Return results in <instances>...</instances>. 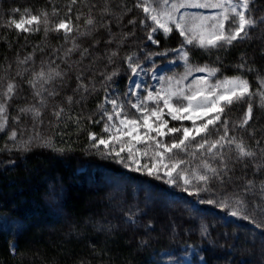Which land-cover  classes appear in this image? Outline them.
<instances>
[{
    "label": "trees",
    "instance_id": "1",
    "mask_svg": "<svg viewBox=\"0 0 264 264\" xmlns=\"http://www.w3.org/2000/svg\"><path fill=\"white\" fill-rule=\"evenodd\" d=\"M136 2L107 0L111 13L102 18L105 27L88 35L74 32L66 40L62 31L19 33L4 25L25 9L33 14L43 10L53 21L70 15L84 31L86 5H95L92 15L99 22L105 0H78L71 13L70 0H0V81L15 78L17 85L8 101L7 127L0 131V264H157L152 259L155 253L179 251L190 244L200 248L203 264H264V211L257 207H264L260 188L264 168L257 166L264 148V109L254 103L248 130L230 132L243 137L257 157L229 161L231 179L225 178V186L219 189L221 194L244 193L246 182L253 181L252 191L244 193L250 219L199 204L198 197L182 188L125 168L102 155L103 146L99 151L91 146L89 132L104 133L106 119H101L99 106L106 92L114 87L121 94L126 91L131 70L125 58L131 55L140 60L148 52L182 44L175 30L168 36L155 33L158 44L147 42L149 29L140 23L144 14L134 6ZM251 7L255 17L264 15V0H254ZM54 9L56 16H52ZM78 12L83 13L79 21L75 19ZM73 44L77 47L69 53ZM187 51L192 65L218 69L216 79L240 75L255 90L264 77V23L231 47L188 45ZM29 56L27 64L19 63ZM41 68H58L63 74L44 85L55 90L54 95L43 93L46 107L28 83ZM67 97H72L71 103ZM33 105L41 109L39 121L31 112H20ZM60 108L64 112L58 119L53 113ZM245 111L246 104L232 106L226 116L230 127ZM168 119L169 126L189 124ZM13 130L17 141L34 139L27 148L18 147L17 141L8 138ZM213 189L212 195L217 186ZM209 195L201 193L199 198ZM202 227L207 228L204 234Z\"/></svg>",
    "mask_w": 264,
    "mask_h": 264
},
{
    "label": "snow or ice",
    "instance_id": "2",
    "mask_svg": "<svg viewBox=\"0 0 264 264\" xmlns=\"http://www.w3.org/2000/svg\"><path fill=\"white\" fill-rule=\"evenodd\" d=\"M77 2L78 0H70L68 13L72 12V6ZM253 3L254 0H137L134 6L141 9L144 14L140 23L149 29L147 35L149 41L159 43L154 39V34L158 31L168 36L175 30L183 38V44L177 51L185 62V72L179 79L169 77L164 81L160 78V88L155 92L146 89L147 95L144 97H141L138 91L130 89L136 100L128 103L138 115H130L125 110L124 102L117 98L105 97V103L110 104L111 109L104 107L103 104L99 107L101 119L106 117L103 132L108 135L105 138L98 137L93 132L88 134L93 148L99 151L103 146L104 151L101 154L112 157L125 168L146 173L170 186L180 187L188 195L198 197L197 203L218 207L233 217L243 219H250L244 193L252 191L253 181L246 182L244 193L221 194L219 189L225 186L227 182L225 178L231 179L229 161L234 159L236 162H244L246 159L257 157V151L246 144L243 137L230 135V132L236 128L248 130L253 120L254 103L264 109V77L259 79V87L255 90L249 80L240 75L212 82L210 78L215 77L219 70L191 67L188 64L189 53L184 50V45H193L201 49H221L231 47L238 40L247 39L250 30L256 28L259 23H264V15L258 18L253 15L251 7ZM86 6L89 12L84 21V31H81L79 24H73L72 17L68 14L67 18L53 21L47 11L42 10L38 14H33L28 9L24 10L19 19L12 17L4 26L14 28L19 33L43 30L47 34L49 31L58 33L62 31L66 40L74 32L88 35L97 27H105L102 18L110 14L111 9L105 0L104 7L100 9L101 20L98 22L92 15L95 5ZM188 8L215 11L210 15L182 11ZM13 12L19 13L20 10L13 9ZM58 14L54 9L52 16ZM82 16L83 13L78 12L75 19L79 21ZM76 47L77 45L73 44V48L68 49V52ZM112 55L115 56L116 53L113 52ZM30 59L31 56L26 57L19 63L27 64ZM125 59L133 76L138 75L139 62L131 55ZM240 67L243 68L244 65L241 64ZM193 72L207 75L194 79L187 86H182ZM62 75L58 68H49L47 71L41 68L32 73L28 83L35 89L41 106L46 107L44 92L47 91L49 95L55 94L54 89L49 91L44 85L52 83ZM107 79L111 80V76ZM81 87H84L85 91L88 90L83 85ZM140 88L141 84L135 83V89ZM16 89L15 78L0 81V131L7 127L8 101L14 97ZM67 100L71 103L72 97H67ZM235 104H246V111L243 117L237 122H232L230 127V121L226 116ZM20 112H31L33 119L37 121L41 116V109L34 105L21 108ZM63 112L64 109L60 108L53 115L59 119ZM165 115L173 121H190L191 126L182 124L180 127H169V121L164 119ZM15 119L18 120L19 117ZM76 123L79 125L78 119ZM8 138L17 141V132L11 131ZM32 139L34 137L27 141H17V146L27 148ZM47 143L50 144L51 141ZM256 143L260 144L259 141ZM260 156L261 161L257 166L264 168V148H260ZM142 160L145 162L141 163ZM213 185L217 186L214 195ZM260 188L264 195V182ZM201 193H209V198H199ZM257 207L264 211V207L258 205ZM129 219H132L131 214ZM201 232L206 233L207 228L202 227Z\"/></svg>",
    "mask_w": 264,
    "mask_h": 264
},
{
    "label": "rangeland",
    "instance_id": "3",
    "mask_svg": "<svg viewBox=\"0 0 264 264\" xmlns=\"http://www.w3.org/2000/svg\"><path fill=\"white\" fill-rule=\"evenodd\" d=\"M182 11H186L189 13H201L204 15H210L215 10L188 8V9H183ZM19 18L20 16L16 17V19H19ZM147 42L153 44L148 39H147ZM182 44H183V38H182ZM182 44L177 46L174 49H163V50L161 49L155 52H148L146 53L144 58L140 60H135L133 58L135 61H138L140 64V68L137 70L138 75L133 76L131 72V77L128 80L125 93L121 94L118 88L114 87L106 92L105 97H108L109 99L117 98L119 101L124 102L125 110L130 115H138L135 113V110L132 109L130 104L128 103V101L135 102L136 100V97L131 95L130 89L138 91L139 95L141 97H144L147 95L146 89L155 92L158 88H160L161 86L160 78H163L164 81H167L169 77H175L176 79H179L180 76L183 75V73L185 72V68H186L184 60L181 58L180 53L177 51L178 49L181 48ZM187 46L188 45H184V50L186 51H187ZM188 64L193 68L195 67L213 68L212 66H194L191 63H189V61H188ZM206 75H207L206 73L193 72L183 82L182 86H187L188 84H190L194 80V79L192 80L190 79L192 76H195L196 78H198V77H202ZM224 77L220 79H223ZM210 79L212 82H215L216 76ZM137 82L141 84L140 89H135V83ZM105 97H104L103 105L104 107L111 109V105L105 103ZM149 106L151 107V105ZM168 118L170 117H168L167 115L164 116V119L169 120ZM188 122L189 124L187 126L190 127L191 122L190 121ZM199 122L200 121H198V123ZM169 127H172V126H169ZM141 131H143V129H141ZM107 135H108L107 133H103V135L101 136H104L106 138ZM139 147H143V146H139ZM144 162L145 161L143 160L141 161V163H144ZM152 259L155 260L157 264H203V256L200 253V248L193 244L184 245L179 251H175L173 249L161 250L155 253L152 256Z\"/></svg>",
    "mask_w": 264,
    "mask_h": 264
}]
</instances>
